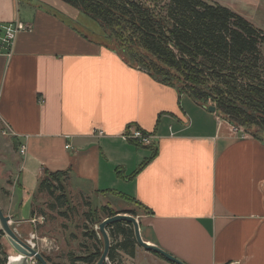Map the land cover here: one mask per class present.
<instances>
[{
  "label": "crops",
  "instance_id": "crops-1",
  "mask_svg": "<svg viewBox=\"0 0 264 264\" xmlns=\"http://www.w3.org/2000/svg\"><path fill=\"white\" fill-rule=\"evenodd\" d=\"M212 1L264 31V0ZM65 6L0 0V21L30 25L11 55L0 52V131L16 143L25 193L18 211L25 199L32 209L46 173L66 171L65 190L126 202L116 211H134L142 239L185 264H264V142L126 63ZM129 124L151 145L124 140ZM136 246L125 263L173 264Z\"/></svg>",
  "mask_w": 264,
  "mask_h": 264
},
{
  "label": "trees",
  "instance_id": "trees-1",
  "mask_svg": "<svg viewBox=\"0 0 264 264\" xmlns=\"http://www.w3.org/2000/svg\"><path fill=\"white\" fill-rule=\"evenodd\" d=\"M57 1L96 21L104 40L98 42L116 51L126 63L175 87L200 105L215 106L222 118L264 142L258 135L264 133L262 29L212 0ZM252 128L255 131H250ZM65 174L66 171L46 173L37 191L50 196L56 191L65 192ZM62 197L67 196L62 193L55 199ZM102 210L104 218L117 213L106 205ZM106 229L110 235H122L117 246L110 245V263L115 264L116 249L133 257L136 241L132 224L115 221ZM90 234L97 237L94 230ZM101 252L74 260L94 264ZM3 254L0 264L7 261L4 250ZM45 259L49 261L48 257Z\"/></svg>",
  "mask_w": 264,
  "mask_h": 264
},
{
  "label": "rangeland",
  "instance_id": "rangeland-1",
  "mask_svg": "<svg viewBox=\"0 0 264 264\" xmlns=\"http://www.w3.org/2000/svg\"><path fill=\"white\" fill-rule=\"evenodd\" d=\"M65 7L72 9L74 13L78 12L67 5ZM78 13L80 14L77 19L78 27L84 34L103 42L99 24L85 14ZM250 131L253 132L255 129L252 128ZM258 135L264 139L263 132H258ZM4 137L5 135L0 131V208L4 214L10 216V225L17 235L24 241H31L42 255L49 258L50 264H82L84 262L74 259L102 251L103 242L99 238L97 229L98 223L104 219L102 207L106 205L116 211L124 208L127 203L115 198H110V200L106 198L105 201L94 195L79 197L76 193H70L68 190L65 192L56 191L53 196L48 195L45 191H37L33 194L32 199L34 212H32L30 200L26 199L23 200V206L19 207L18 211V196L20 193L22 196L25 193L18 190L15 185L16 165L19 163L16 156L17 147L11 140ZM62 193L67 197L55 199L56 195ZM128 205L132 206L136 212L143 211V208L132 201ZM34 217L38 220L32 223L30 219ZM26 219L30 220V223ZM91 230L96 231V238L91 236ZM107 232L110 245L117 246L122 235H110L108 229ZM138 247L142 249L141 246L138 245ZM3 250L7 258L10 255L18 254L7 240L4 232L0 237V260L5 258ZM116 251L115 264H150L145 262L125 263L129 255L120 249H116ZM30 261L32 264L38 262L35 258Z\"/></svg>",
  "mask_w": 264,
  "mask_h": 264
},
{
  "label": "water",
  "instance_id": "water-1",
  "mask_svg": "<svg viewBox=\"0 0 264 264\" xmlns=\"http://www.w3.org/2000/svg\"><path fill=\"white\" fill-rule=\"evenodd\" d=\"M202 106L210 112L216 111V108L213 105ZM115 221H127L131 223L136 244L141 246L146 251L156 253L173 264H185L170 253L162 250L160 247L145 242L141 237L139 223L137 219L132 214L120 212H117L112 216L105 217L100 223H98L97 229L99 238H101L103 242V249L99 258L94 264H111L107 256L110 248V239L106 228L109 224ZM0 229L6 234L7 240L18 252L17 257L15 259H11L9 257L7 258V261L4 264H32L30 261L32 258H35L39 262V264H50L45 259V257L34 247V244L31 241H24L17 235L15 230L10 225V216L4 214L1 208Z\"/></svg>",
  "mask_w": 264,
  "mask_h": 264
},
{
  "label": "built area",
  "instance_id": "built-area-1",
  "mask_svg": "<svg viewBox=\"0 0 264 264\" xmlns=\"http://www.w3.org/2000/svg\"><path fill=\"white\" fill-rule=\"evenodd\" d=\"M30 29V25L19 20L13 19L7 22L0 21V52L6 53L7 55H11L12 48L15 43L16 37L18 33L22 31H26ZM241 131V136H243L246 132L241 128L237 127ZM98 134H101L102 131H97ZM121 137L124 140L132 141L138 145H151V135L145 133L139 127L134 124L127 125L121 133ZM69 145H66L68 147ZM25 148L23 145L19 148V153L23 154ZM37 218H33L31 221L37 222Z\"/></svg>",
  "mask_w": 264,
  "mask_h": 264
},
{
  "label": "bare ground",
  "instance_id": "bare-ground-1",
  "mask_svg": "<svg viewBox=\"0 0 264 264\" xmlns=\"http://www.w3.org/2000/svg\"><path fill=\"white\" fill-rule=\"evenodd\" d=\"M16 257H17V254L16 255H10L11 259H15Z\"/></svg>",
  "mask_w": 264,
  "mask_h": 264
}]
</instances>
